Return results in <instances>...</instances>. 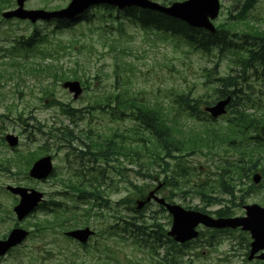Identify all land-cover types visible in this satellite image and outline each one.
<instances>
[{
	"label": "rangeland",
	"instance_id": "rangeland-1",
	"mask_svg": "<svg viewBox=\"0 0 264 264\" xmlns=\"http://www.w3.org/2000/svg\"><path fill=\"white\" fill-rule=\"evenodd\" d=\"M67 1L69 0H27L24 6L54 9L57 6H63ZM220 2L222 9L215 22L225 20L233 7V0H220ZM11 7L13 4L6 8ZM86 15L90 17L91 22L80 21L71 26L70 30L62 28L61 33L57 32L59 36L55 37L56 40H52L68 42L75 38L78 41L77 46L80 52L71 50L70 53L62 55L59 60V64L68 71L69 75L73 70L81 76V79L85 76L90 78L88 84H83V90L76 99H73L72 94L61 86V82H54L48 74L24 70L14 71L8 63L9 57L5 56L4 51L0 49V114L8 116V119H5L4 133H12L19 138L16 148H10L6 143L0 146V159L15 158L16 151L22 153L25 147L33 149L43 143L51 151L50 154H54V177L45 180L32 179L27 176V171L21 172L15 167H8L7 171L3 170L4 167H0V239L14 226L22 227L30 232L22 244L10 251V254L0 258V264H167L168 262L174 264H261L259 260L246 258L245 240L249 239V235L239 229L230 233L213 234L210 245L206 242L208 237L206 235L204 239L194 244L188 243L184 248L171 246L167 241L169 236L166 233L148 237L136 232V236L133 234L131 237L117 229L116 233L107 230L108 222H119L121 221L119 218L122 217L133 220L131 218L133 215L138 216V222L158 221L163 224L166 231L169 229L170 224H167L166 217L168 213L160 211L156 202L151 201L147 207L140 209L139 214L127 210L118 203L120 198L126 195L133 197L130 194L131 185H145L144 189L148 191L158 183L164 182L162 170L165 165L163 162L160 164L154 162L151 150L155 142L148 132L142 133L146 138V146L143 147L138 137H136L138 141L135 140L134 130H129L133 128V122L126 114L120 119L118 117L113 119L105 111L94 107L92 102L95 98L120 92L121 100L135 97L139 102L157 105L165 116L168 114L169 120L167 119L166 122L175 131L181 124L192 126L196 121L183 109L178 108L174 101L181 93L190 94L192 98L200 97L204 101H212L215 96L211 83L204 82L206 79L204 68H211L217 59L214 50L212 54L215 55L195 51L179 36L153 29H143L124 18H116L117 11L114 8L105 10L103 7L95 6ZM108 16L110 18H107ZM250 19L255 20L259 26L264 25V0H259L255 4ZM54 28L53 23L2 21L0 17V47L10 45L19 36L26 35L35 29L41 33H50L48 31ZM76 49L78 50L77 47ZM235 58L232 52H226L220 61L217 73L220 75L228 73L229 68L235 66ZM45 88L53 89V95L45 97ZM249 92L252 96L258 97L256 100L264 103V85H259L258 82L251 83ZM51 99L68 104L69 109L77 108L78 110H70V117H68L62 114L57 106L50 105ZM203 106L201 105V108ZM125 113H128V110ZM214 122L216 126L225 124L222 118ZM52 127L68 129L70 142L60 146L48 134V130ZM38 128H40L39 131ZM88 129L92 130L90 132L92 139L98 137L101 139L102 134H112L115 131L119 136L125 137L122 139L118 136L115 141L129 144L128 147L131 150L137 145L140 150L139 156L135 157L133 154L130 157L121 156L119 161L110 159L106 164L102 159L89 162L88 156L85 155L80 162L75 156L82 150L88 152V148L86 149L84 145L89 142L85 138ZM127 130L131 133V138H128ZM203 153L205 152L185 157L183 162H186L189 175L180 177L177 174L176 177H179L177 187L171 188L164 184L162 193L170 194V200L183 207L205 208L206 211L213 212L229 204L228 198L221 194L222 190H218L217 186V174L221 168L217 165L221 166L219 162L221 158L226 159L229 156L223 153H219L218 156L210 152ZM114 156V154L110 155L111 158ZM166 160L169 163V171L173 174L176 162ZM263 163L264 152L261 156V164ZM145 164L151 167L150 172H153L152 174L156 177L146 178L136 174V172L145 173ZM88 165L95 167L90 173H95L98 166L103 169L104 182L100 188L105 191L103 196H106L107 203L102 199L100 201L102 204H108V208L103 211L106 221L100 218L90 219L89 225L97 233L90 238L85 248L74 240L64 239L61 229H56L54 232L36 230L35 221L44 216L40 209L20 222L16 220L12 207L18 198L5 189L6 185L32 187L41 191L44 201L47 202L51 198L50 192L63 190V186L57 179L62 178L67 181V178L71 177L75 180L76 177L73 174L81 171L79 169L81 167L84 171ZM22 167L20 166L19 169ZM250 184L251 179L247 182V185ZM198 186L207 190L210 196H201L195 190ZM251 190L252 193L247 195L240 206L234 208V211L231 209L234 215H242L244 213L242 206L245 204L258 203L264 206V193L259 189L251 188ZM73 193L76 194L74 191ZM97 194L102 195V193ZM53 198L67 204L72 203L68 197ZM234 200L238 203L237 198ZM200 229L204 230L203 227ZM171 240L174 241L172 238ZM167 250H169V256L163 258ZM170 255L174 257L170 258Z\"/></svg>",
	"mask_w": 264,
	"mask_h": 264
},
{
	"label": "trees",
	"instance_id": "trees-1",
	"mask_svg": "<svg viewBox=\"0 0 264 264\" xmlns=\"http://www.w3.org/2000/svg\"><path fill=\"white\" fill-rule=\"evenodd\" d=\"M258 1L234 0L233 11L230 12L229 19L219 23L214 33L199 28H192L180 20L173 19L159 12L136 7L124 9L120 16V18H127L137 23L143 29L152 28L172 35H178L188 45L206 54L216 50L218 61L211 68L205 69L206 79L204 82L211 83L215 96L214 100L224 98L227 95L232 97L228 105V112L223 116L224 125L216 126L215 122H213L214 120L206 117L200 110V104H209L208 101H203L200 97L192 98L190 94L186 93L178 94L174 103L178 105V108L185 110L190 117L200 118L202 125L196 127L181 124L176 131L166 122L167 119L169 120L168 114L165 116L157 105L149 102H139L135 97L121 100L119 97L120 92H116L115 94L111 93L108 96L104 95L95 98L92 102L94 107L98 103H103L97 106L113 119L117 117L120 119L122 115L126 114L133 122V128L131 127L129 130H134L135 140L138 137L142 141L141 145L143 147L146 146V138H144L142 133L148 132L155 142L153 150H151L154 162L159 164V162L163 161V164H166L169 169V163L164 161L167 158H173L176 162L175 174L180 177L189 175V172L187 174L186 163L183 161L190 154L205 151L203 154L210 152L212 155L216 154L217 156L219 153L228 155L229 158H221L219 161L221 166L217 165V167H221L218 186L222 189L224 195L231 198L235 194V187H237L235 180L237 179V183H240L243 177L248 180L252 172L256 171L257 166L261 164V156L262 152H264V103L256 100L258 97L252 96L249 92L251 83L258 82L259 85H264V27L259 26L255 20L250 19V11ZM12 4L13 0H0V14L3 9ZM81 18L82 16L79 19ZM1 20L4 21L3 19ZM59 23L55 30L71 26L68 23ZM60 29L58 30L59 33H61ZM57 36L59 34L56 32L50 34L41 33L35 29L26 35L19 36L10 45L0 47V49L4 51L5 56L9 57L8 63L14 71L24 70L48 74L54 82H61L71 78L88 84V80L90 81L88 76L81 79V76L73 70L71 75H69L68 71L59 64L62 55L70 53L71 50L80 52L77 46L78 41L72 38L68 42L60 40L53 42L52 40H56L55 37ZM84 46L87 49L85 44ZM59 50L62 51L59 52ZM228 51L236 56L234 62L236 66L231 67L226 75H219L217 69L220 58ZM10 74L12 75L13 73ZM52 92L53 89L45 88V97L52 96ZM50 105L57 106L62 111V114L68 117H70V110H73L67 107L69 106L68 104L54 99L50 100ZM127 110L128 113H125ZM5 119H8V116L0 114V146L4 145ZM39 130L40 128H38ZM48 134L54 136L60 143L68 144L70 142V132L65 127H52L48 130ZM101 136H103L101 139L99 137L92 139L90 131L85 134L86 139L89 141L87 148L90 147L96 150L98 155L95 153V156H99L106 164H108L110 159H119V156L111 158L110 155L112 154H130L126 145L115 141L117 137L115 131L112 134H102ZM25 148L22 153L16 151L15 158H1L0 167H4L3 170L5 171L9 170L8 167H15L18 171L25 172L33 160L48 152V147L45 143L34 149ZM144 149L149 150L148 148ZM133 154L135 157L140 154L137 145L133 149ZM20 166L23 167L19 169ZM145 167V173L136 172L137 175L146 178L156 177L152 174L153 172H150L151 167H148L147 164H145ZM258 171L264 175V163L259 166ZM102 179L103 176L101 175V183ZM178 180L176 176L172 175L171 180H169L172 183L169 185L175 187ZM225 180L228 183L232 181V185L225 183ZM260 185L261 189L264 190V176ZM100 186V182L96 183L94 179L84 180V178H80L74 182L69 180L67 187L79 192L76 205L69 207L67 204L64 205L62 203H57L55 206L46 202L42 203L39 205V209L43 211L44 216L35 221L36 230L53 232L56 229L66 230L80 225L81 222L88 221L89 211L92 207H101V204L98 203L100 199L96 195ZM144 186L134 184L133 189L143 195L146 191ZM250 187L252 188L253 185L251 184ZM196 190L201 196L207 195L202 186H198ZM102 191L104 192V190ZM249 192L250 190L248 189L246 193L248 194ZM130 198V196L123 197L120 199L119 204L127 210L130 209L132 201ZM88 202H91L89 209H83L79 212V204ZM102 208L105 209V206L102 205ZM160 209L161 211L163 210L161 207ZM215 214L216 216H228L231 215V212L228 207H222L215 210ZM119 219L121 221L117 222V224H109L107 230L112 233V229H117L122 233L129 234L131 237L133 234L136 236V232L145 234L148 237H154V234L164 235L165 233V227L158 221L147 223L145 220L138 222V218L131 221L125 218ZM208 232H210L209 238H211L213 234L219 231L212 230ZM167 241L170 242L171 246L177 248L187 247L186 245L188 244L187 242L179 245L168 237ZM197 241L199 239L195 240V242ZM168 256L169 250L165 252L163 258ZM173 257V255H170V258ZM167 264L174 263L168 262Z\"/></svg>",
	"mask_w": 264,
	"mask_h": 264
},
{
	"label": "water",
	"instance_id": "water-1",
	"mask_svg": "<svg viewBox=\"0 0 264 264\" xmlns=\"http://www.w3.org/2000/svg\"><path fill=\"white\" fill-rule=\"evenodd\" d=\"M25 0H16L17 8L3 12L6 18L18 17L21 19H29L31 22L37 19H51V18H73L79 13L83 12L91 5L95 4H110L119 8L125 6H139L142 8H149L166 13L170 16L179 18L187 24L194 27H204L210 31L214 30L209 18H214L217 15L219 2L218 0H183L174 2L170 6L165 7L157 2L151 0H70L68 5L62 9L55 11H45L42 9H25L23 7ZM63 87L67 88L73 93L76 98L80 92L81 87L78 81H65ZM229 101V97L219 100L216 104L206 107L212 116L216 117L225 111V105ZM5 140L10 146H15L18 138L13 134H7ZM52 170L51 159L49 156L37 159L28 171L30 177L36 179H43L48 176ZM259 174L253 176V180H259ZM6 189L12 194L19 196L18 203L13 207V211L17 219L22 220L29 214L37 204L42 200V193L34 189H27L21 186L7 185ZM153 197L158 203L163 204L168 212L172 214V224L167 234L175 241L185 242L198 235L195 227L202 223L207 227H232L241 226L242 229L250 230L254 241L251 242V249L249 259L260 249H264V207L257 204L247 206V217L234 218H217L214 219L207 214L194 210H185L180 205L165 203L164 199L158 198L151 191L146 200L139 201L137 208H140L146 201ZM28 234V231L15 227L13 228L5 239H0V256L4 255L10 248L19 244ZM92 234L89 228L75 229L66 233L79 242H85L88 236ZM264 259V252L257 256Z\"/></svg>",
	"mask_w": 264,
	"mask_h": 264
}]
</instances>
